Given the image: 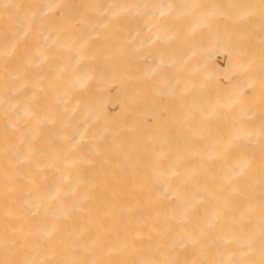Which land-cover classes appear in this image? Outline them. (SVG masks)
<instances>
[{
    "label": "bare ground",
    "instance_id": "1",
    "mask_svg": "<svg viewBox=\"0 0 264 264\" xmlns=\"http://www.w3.org/2000/svg\"><path fill=\"white\" fill-rule=\"evenodd\" d=\"M0 264H264V0H0Z\"/></svg>",
    "mask_w": 264,
    "mask_h": 264
},
{
    "label": "rangeland",
    "instance_id": "2",
    "mask_svg": "<svg viewBox=\"0 0 264 264\" xmlns=\"http://www.w3.org/2000/svg\"><path fill=\"white\" fill-rule=\"evenodd\" d=\"M184 30H186V29H182V30H181V32H183L182 35H184Z\"/></svg>",
    "mask_w": 264,
    "mask_h": 264
}]
</instances>
